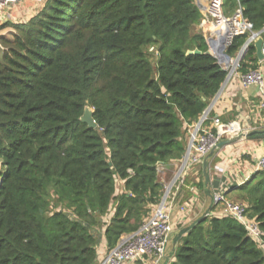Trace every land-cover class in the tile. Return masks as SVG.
Here are the masks:
<instances>
[{
	"label": "trees",
	"instance_id": "trees-1",
	"mask_svg": "<svg viewBox=\"0 0 264 264\" xmlns=\"http://www.w3.org/2000/svg\"><path fill=\"white\" fill-rule=\"evenodd\" d=\"M239 8L264 29V0H224L226 15ZM202 21L195 0H48L28 22L9 23L0 264H98L103 241L112 249L141 228L164 193L159 168L182 162L189 127L227 78L195 30ZM257 64L252 45L241 70ZM86 107L95 129L81 122ZM231 192L264 233V172ZM170 253L169 264H264V247L225 216H207Z\"/></svg>",
	"mask_w": 264,
	"mask_h": 264
},
{
	"label": "built area",
	"instance_id": "built-area-1",
	"mask_svg": "<svg viewBox=\"0 0 264 264\" xmlns=\"http://www.w3.org/2000/svg\"><path fill=\"white\" fill-rule=\"evenodd\" d=\"M27 1L43 2L44 0H0V24L4 20L12 18L13 10ZM203 1L205 8L203 21L200 24L201 33L207 36V42L213 43V46L209 45L213 56L221 43L225 47V55L228 56L227 62L225 60L219 62L227 72L225 85L232 79H236L244 88L258 87L261 95L259 109L263 114L259 113L258 125L255 127L238 122L223 123L220 118L211 117L213 102L208 107V112L206 110L199 121L189 127L186 155L178 164L173 179L164 186V193L159 203L152 209L151 214L137 232L123 236L112 249L105 247L98 264H164L172 237L180 227L184 228L192 223L191 215L200 203L197 186L187 188L189 176L192 173L195 174L199 182L201 172L195 170L201 168L204 159L221 141L242 134L248 135L256 130H264V61H260L256 69H249L245 73L241 70L250 47L254 46L258 37L263 38L262 53L264 55V29L260 32L255 31L253 24L244 17L241 8L232 15H226L224 0ZM209 27L212 29L208 33ZM243 35L248 37L246 43L233 56L229 55L228 51L233 46L235 39ZM247 42H249L248 45ZM242 142L247 143L248 141ZM247 153L252 156L250 151ZM243 156V154L238 155L236 160H242ZM253 161L254 163L246 169L243 177H239L241 180L238 183L231 184L230 187L220 186L221 192L213 193L216 211L209 213L208 216H225L239 222L246 230L247 236L260 248H263L264 233L256 219L249 217L247 205L235 203L227 197L230 190L248 182L253 175L264 172V155L254 157ZM161 168L159 174L162 175ZM215 170L222 174L225 171L222 167ZM184 188L190 191L191 197L187 201L181 202L179 197Z\"/></svg>",
	"mask_w": 264,
	"mask_h": 264
},
{
	"label": "crops",
	"instance_id": "crops-1",
	"mask_svg": "<svg viewBox=\"0 0 264 264\" xmlns=\"http://www.w3.org/2000/svg\"><path fill=\"white\" fill-rule=\"evenodd\" d=\"M195 3L201 6V12L203 14L205 2L203 0H195ZM200 26L201 25L196 27L195 30L197 32H201L202 27ZM210 29H212V27H209L208 33ZM259 62L260 60H258L257 66L259 65ZM212 103L213 108L211 109V117H218L223 123L238 122L240 124H246L252 127L258 125V115H260L259 113H262L259 109L261 103V95L259 89L257 91L255 86L244 88L238 80L232 79L224 86L219 96L215 101L213 100L211 104ZM247 151H250L252 153V156L249 155ZM240 154L244 155L242 157V160H236L237 156ZM262 155H264V139L250 140L246 145L239 146L238 144H235L217 151L210 165L212 192H218L220 186L230 187L231 184L238 183L241 180L239 177H243L244 173H246L247 171L246 169L250 168L254 163V157H261ZM178 164L179 163H172L168 168H161L163 173L162 175H159L162 183L167 175H170L171 178L174 176ZM219 167L225 169L223 174L216 172L215 169ZM195 171L202 172V166L200 169L198 168ZM193 180L195 184H200V182L197 181L198 178H196L195 174L192 173L188 178L187 188L195 186V184H192ZM121 186V183H119V188H121ZM187 188H184L180 194L179 198L181 202L187 201L191 197L190 191ZM197 188L200 194V203L197 205L194 213L191 215L190 220L192 222L202 217L211 206V198L205 193V185L203 187V190L201 189L202 194L200 193V187L197 186ZM231 191L232 190H230L227 194V197L230 200L236 198L235 193ZM181 228L182 227H180L179 229ZM177 232L174 234V236L177 234ZM101 247L103 251L106 247L105 241H103V245Z\"/></svg>",
	"mask_w": 264,
	"mask_h": 264
},
{
	"label": "water",
	"instance_id": "water-1",
	"mask_svg": "<svg viewBox=\"0 0 264 264\" xmlns=\"http://www.w3.org/2000/svg\"><path fill=\"white\" fill-rule=\"evenodd\" d=\"M197 6L199 7L200 10L202 9L201 6H199V5H197ZM248 44H249V42H247V45ZM208 45L213 46V43L211 41H208ZM254 47L256 49V54H257L258 60L264 61V55L262 53V48H263V38L262 37H258L256 39V41L254 42ZM224 49H225V47H224L223 43H221L220 47L216 50V54L214 55V57L220 63L223 62V60H225L226 62L228 61V56L225 55ZM187 54L188 55H199V54H201V52L199 50H194V51H189ZM226 82H227V79H226L225 83ZM225 83L223 84L221 90L219 91V93L215 97L214 101L216 100V98L219 96V94L223 90ZM208 110H209V108L207 109V112H208ZM93 114H94V111L91 108L86 107L84 110V114L81 118V122L84 124H87L89 126V128L95 129V128H97V124L93 118ZM254 139H264V130H256V131L249 133L248 135L242 134V135L235 137V138L225 139V140L221 141L217 145V147L214 150H212L211 153L204 159L203 164H202V173H203V177H204L205 193H206V195H208L211 198V206H210L209 210L202 217L193 221L189 226L181 229L173 237L172 242H171L173 252L175 251V248H176L178 242L181 240V238L184 235H186L190 230H192L195 226H197L201 221H203L209 215L210 210L214 207L212 182H211V175H210V165H211V161L215 157L217 151H220V150H222L228 146L238 144L244 140L250 141V140H254ZM1 185H2V183H1ZM172 255H173V253H170L167 256V259L165 260L164 264H169Z\"/></svg>",
	"mask_w": 264,
	"mask_h": 264
},
{
	"label": "rangeland",
	"instance_id": "rangeland-1",
	"mask_svg": "<svg viewBox=\"0 0 264 264\" xmlns=\"http://www.w3.org/2000/svg\"><path fill=\"white\" fill-rule=\"evenodd\" d=\"M47 1L48 0H44L43 2L27 1V2L23 3V5L17 6L12 12V18L4 20L0 24V37H4L8 40H11L13 38V36L15 35V31L12 27L8 26L9 23L18 24V23L28 22L31 18L36 16L41 11V9L44 7V5ZM255 88L258 91V87H255ZM246 144L247 143H245V142L238 143L239 146H243ZM161 171H162V169H161ZM259 178H260V176H259ZM172 179H173V177L171 178L170 175H167L163 181L164 186L168 182H170ZM199 180H200V176H199ZM199 182H201V180ZM164 189H165V187H164ZM201 189L203 190V188H200V193L202 191ZM218 191L221 192L220 188L218 189ZM231 201H233L235 203H243V204L248 206L247 202H243V200L239 199L238 197L231 199ZM181 229H183V228H181ZM181 229H179V231ZM172 239H173V237H172ZM172 239H171V242H172ZM170 249H172V245L170 246L169 251H170Z\"/></svg>",
	"mask_w": 264,
	"mask_h": 264
}]
</instances>
